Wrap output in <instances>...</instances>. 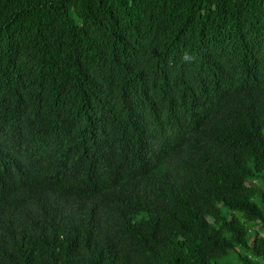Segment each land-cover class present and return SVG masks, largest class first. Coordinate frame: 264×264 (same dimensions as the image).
<instances>
[{
	"label": "trees",
	"instance_id": "trees-1",
	"mask_svg": "<svg viewBox=\"0 0 264 264\" xmlns=\"http://www.w3.org/2000/svg\"><path fill=\"white\" fill-rule=\"evenodd\" d=\"M264 0H0V264H264Z\"/></svg>",
	"mask_w": 264,
	"mask_h": 264
},
{
	"label": "rangeland",
	"instance_id": "rangeland-1",
	"mask_svg": "<svg viewBox=\"0 0 264 264\" xmlns=\"http://www.w3.org/2000/svg\"><path fill=\"white\" fill-rule=\"evenodd\" d=\"M259 236L264 238V232L263 231H259Z\"/></svg>",
	"mask_w": 264,
	"mask_h": 264
}]
</instances>
